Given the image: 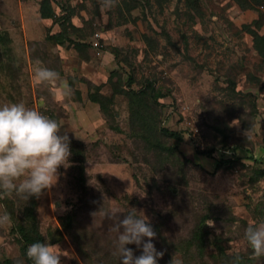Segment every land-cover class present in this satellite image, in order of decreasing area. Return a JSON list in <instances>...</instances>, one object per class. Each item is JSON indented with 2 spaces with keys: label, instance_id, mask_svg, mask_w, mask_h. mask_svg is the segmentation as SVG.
Returning a JSON list of instances; mask_svg holds the SVG:
<instances>
[{
  "label": "rangeland",
  "instance_id": "374dc122",
  "mask_svg": "<svg viewBox=\"0 0 264 264\" xmlns=\"http://www.w3.org/2000/svg\"><path fill=\"white\" fill-rule=\"evenodd\" d=\"M52 2L58 30L66 26L68 32L62 45L76 50L75 57L67 53L62 56L75 58L77 67L82 62L87 66V70L75 72L68 64L73 68L67 75L72 88L67 99L79 102L81 91L85 101H90L87 93L93 89L88 83L98 86L101 95L110 96L107 79L113 73L112 82L119 75L122 87L127 76L132 77L129 86L135 90L140 81L153 80L162 94L157 98L161 105L159 126L180 134V142L168 141L191 163L177 172L174 166L157 159L152 149H145L131 135L125 96L116 93L110 109L117 130L108 128L99 109L102 124L93 133L78 125L82 133L69 140L80 155L71 153V166L59 169L57 184L39 199L33 197V205L9 198L12 224L25 222L31 210L39 241L58 244L68 255L61 256V264H120L117 233L111 230L114 222L104 213L113 207L125 213L135 208L138 217L144 214L157 233L153 243L164 253L158 264L177 260L182 264H233L219 256L215 244L226 256L238 251L247 264H264V259L252 258L243 235L249 224L264 223V171L255 181L249 175L252 169L264 166V63L252 47L254 37L247 31L264 33V20L259 26L253 23L262 18L259 15L264 14V4L242 9L237 0H118L115 7L106 9L103 0ZM3 5L10 12L16 3L0 0V8L4 9ZM64 12L67 21L63 20ZM12 18L15 24L10 31H15V36H7L11 27L8 20L0 24V105L23 102L60 122L65 109L52 100L47 86H36L33 81L37 67L61 74V48L45 40L44 35L17 36L22 33L18 15ZM43 33L47 34L46 28ZM73 42L84 46L77 49ZM110 48L118 49L115 57ZM101 54L108 63H98ZM95 64L102 82L93 83L84 77L90 69H97ZM231 82L234 92L250 95L248 101L244 98L243 111L237 109L238 97L229 91ZM250 100L254 106L251 119L244 115L250 110ZM238 116L251 127L242 128ZM215 120L225 122L244 147L232 153L217 149L210 157L198 154L210 144L212 131L206 125ZM220 156L238 162L214 169ZM0 206L4 207L1 201ZM67 213H73V219L70 229L63 230L59 218ZM199 218L204 223L203 249L196 254L190 248L185 254L176 244L188 238ZM209 219L221 229L222 236L217 237L205 224ZM10 228L0 227V264L5 260L8 264H30L20 255ZM127 247L140 254L135 245Z\"/></svg>",
  "mask_w": 264,
  "mask_h": 264
},
{
  "label": "clouds",
  "instance_id": "9594fccd",
  "mask_svg": "<svg viewBox=\"0 0 264 264\" xmlns=\"http://www.w3.org/2000/svg\"><path fill=\"white\" fill-rule=\"evenodd\" d=\"M117 2L103 0V6L111 9ZM33 82L36 86L57 87L58 100L72 95L69 83L47 67L36 68ZM61 127V123L23 102L0 105V200L15 197L26 204L30 198L39 199L45 192H50L57 184L59 169L71 166L70 140L67 134H60ZM121 213L123 219H120ZM137 213L135 208L125 213L118 207L104 213V217L114 222L111 230L117 233L118 260L120 264H158L164 253L153 243L157 233L148 218L144 214L142 218L138 217ZM11 224L10 213L0 206V227ZM205 224L214 229L217 237L223 235L213 220L209 219ZM243 235L251 248L252 258L264 259V223L249 224ZM128 245H135L141 250L140 254L135 255ZM233 255V264H240L239 252ZM61 256L68 255L58 244L38 241L26 249V257L33 264H61ZM170 264H182V261H171Z\"/></svg>",
  "mask_w": 264,
  "mask_h": 264
},
{
  "label": "trees",
  "instance_id": "16d2710c",
  "mask_svg": "<svg viewBox=\"0 0 264 264\" xmlns=\"http://www.w3.org/2000/svg\"><path fill=\"white\" fill-rule=\"evenodd\" d=\"M238 6L242 9L244 8H252L255 9L258 6L264 4V0H237ZM38 14L41 18H51L53 20H58L54 15L53 11L50 8L48 0H40L38 3ZM63 20H68V15L64 12ZM262 17L259 21L255 20L253 23L256 26H259L262 20H264V14H260L259 17ZM69 28L75 30L71 25H68ZM247 31L254 37L252 47L255 52L258 54L262 62L264 63V33L261 35L256 34L252 30L247 28ZM66 26H61L60 30L54 34H46L45 40L52 41L54 43H62L63 39L67 37ZM73 46L77 49L84 46L79 42H73ZM118 49L110 48V52L113 56H116ZM114 74V73H113ZM113 74H109L107 79L109 85L111 86L110 96L101 95L97 90H99L98 86H94L88 83V86L93 89V92L87 93V98L97 104L99 112L106 122L109 129L116 131L117 126L113 124V112L110 109L112 105V97L114 94H122L126 98V106L128 111V124L131 135L133 137H137L142 143L145 149H152L154 155L157 159L166 161L170 165L174 166L177 172H181L184 164L191 163L187 158H185L181 152L177 149V145H172L168 140L173 139L176 142L181 141V136L179 133L167 130L159 126V118H160V103L157 102V98L162 96L159 93V88L154 85V81L151 79H144L139 82V88L136 90L131 88L129 85L132 83L133 78L127 76L125 84L123 87L120 85V78L117 75L116 82H112ZM234 84H230L229 91L234 96H237L239 99V106L237 109L243 111V103L244 101H248L250 99V95L241 92L233 91ZM77 97V95H76ZM245 98V100H244ZM248 108L250 109L244 115L249 117L253 116V102L250 100L248 104ZM239 120L241 121L242 128L251 127L250 125L245 124V119L241 117ZM244 118V117H243ZM55 120V119H54ZM251 121V120H250ZM212 131L210 135V144L205 148V150H198L197 153L201 155H205L210 157L212 152L215 150H225L230 149L231 153L236 148L244 147L243 141L240 138L236 137L233 132L227 130V125L223 121H211L208 125H206ZM74 143L70 141V150L71 153L80 155L79 151L71 146ZM77 143V142H76ZM79 144V143H78ZM245 150V149H244ZM252 157V156H251ZM254 160V159H253ZM255 161V160H254ZM238 162L236 158H224L222 156L218 157L214 162V169H218L220 166L222 167H231L234 163ZM82 162H79V172L82 170ZM264 163V160H263ZM197 166V164H192ZM264 171V166L261 169H252L250 171V179L255 181L259 179ZM81 174H79V179ZM33 198V197H32ZM30 198L29 203L34 204L33 199ZM4 205V208L10 213L12 218V204L9 199L0 200ZM261 212V211H259ZM73 213H67L59 218V225L63 230L70 229V222L73 219ZM203 216V215H202ZM201 216V217H202ZM35 230V221L32 211L30 210L27 215V220L25 222L13 223L10 228V233L14 236L15 241L18 243L19 253L25 262L33 264L31 260L26 257V249L28 245L34 242L39 241L38 234L34 233ZM204 223L203 218H199L197 222H193L188 238L178 241L176 245H178V249L184 248L183 253L187 254V250L193 248L196 254L200 253L203 249V245L205 243V235H204ZM40 242V241H39ZM217 253L219 256L226 260L234 261V256H226L221 247L216 245ZM184 255V254H183ZM9 260H5V264H8ZM240 264H247V261L240 260Z\"/></svg>",
  "mask_w": 264,
  "mask_h": 264
},
{
  "label": "crops",
  "instance_id": "0c3cea01",
  "mask_svg": "<svg viewBox=\"0 0 264 264\" xmlns=\"http://www.w3.org/2000/svg\"><path fill=\"white\" fill-rule=\"evenodd\" d=\"M40 0H15L16 6L14 9H11L9 12V9H6V5H3V8H0V24L3 25L8 20L9 23H11V27L7 31V36H15V31H10L12 29V24H15V20L12 17H15L18 15L19 20V28L21 29V34L17 36H45L44 34V28L47 30V34L51 35L56 32H58L59 28L56 25V21L52 20L51 18H41L38 14V3ZM48 3L50 5V8L53 12H55V8L53 6L52 0H48ZM9 17V18H8ZM12 18V19H11ZM17 20V21H18ZM70 41V40H69ZM57 47L61 48V80H67V75L69 70H71L73 67H75L74 71L82 72L83 69H86V64L82 62V64H79V67H77V63L75 58L68 60L65 56H62V53H67V56H73L76 53L75 49L70 48L67 44L62 45V43H55ZM62 46V47H60ZM65 49V50H64ZM90 49V48H89ZM91 50V49H90ZM75 57V55L73 56ZM106 58L104 54H101L99 64H103L104 61L106 62ZM108 63V62H106ZM73 65V67H69L70 65ZM97 66V64H95ZM70 68V69H69ZM89 75H85L86 79L93 83L102 82V74H100V68L97 69H90ZM72 73V72H71ZM74 74V73H72ZM99 76V77H98ZM105 76V75H104ZM99 78V79H98ZM105 78V77H104ZM47 89L51 95V98L54 102H58L59 105H61L65 109V118L64 120L60 121L59 123L62 124L60 133H69L67 130L68 128L72 131L69 133V137H75L77 136V133L80 131L82 133V130H78V125L82 126L85 130H88V132L93 133L97 128L100 127L102 124V120L99 117L98 113V107L96 103L86 100L85 101V93L79 92V102L77 101H71L70 99H64V100H58L57 98V87L55 86H47ZM41 100H38V102ZM83 104V105H82ZM82 105V106H81ZM85 132V131H83ZM68 136V135H67Z\"/></svg>",
  "mask_w": 264,
  "mask_h": 264
},
{
  "label": "built area",
  "instance_id": "2783aa9c",
  "mask_svg": "<svg viewBox=\"0 0 264 264\" xmlns=\"http://www.w3.org/2000/svg\"><path fill=\"white\" fill-rule=\"evenodd\" d=\"M92 45H93V46H95V45H96V43H94V42H93V43H92Z\"/></svg>",
  "mask_w": 264,
  "mask_h": 264
}]
</instances>
